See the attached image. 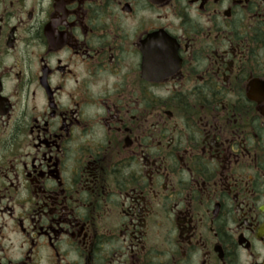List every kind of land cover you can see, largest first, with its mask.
<instances>
[{
    "label": "flooded vegetation",
    "instance_id": "1",
    "mask_svg": "<svg viewBox=\"0 0 264 264\" xmlns=\"http://www.w3.org/2000/svg\"><path fill=\"white\" fill-rule=\"evenodd\" d=\"M0 264H264V0H0Z\"/></svg>",
    "mask_w": 264,
    "mask_h": 264
}]
</instances>
